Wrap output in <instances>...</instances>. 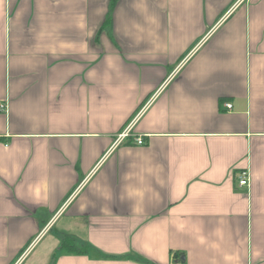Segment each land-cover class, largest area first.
I'll return each instance as SVG.
<instances>
[{
    "label": "crops",
    "instance_id": "0c3cea01",
    "mask_svg": "<svg viewBox=\"0 0 264 264\" xmlns=\"http://www.w3.org/2000/svg\"><path fill=\"white\" fill-rule=\"evenodd\" d=\"M0 101V264H264V0H0Z\"/></svg>",
    "mask_w": 264,
    "mask_h": 264
},
{
    "label": "built area",
    "instance_id": "2783aa9c",
    "mask_svg": "<svg viewBox=\"0 0 264 264\" xmlns=\"http://www.w3.org/2000/svg\"><path fill=\"white\" fill-rule=\"evenodd\" d=\"M225 106L226 107H230V103H225ZM5 108V105L4 103H2L0 101V109H4ZM131 124H132V121L126 126L124 127L118 134H117V138L114 142V144H118L120 141H122L126 136H129L131 133H130V130H131ZM134 141L138 144H141L143 143V138L141 136H137L134 138ZM249 180H250V176H249V173H248V170L245 169L243 170L239 176H238V184L240 186H248V183H249Z\"/></svg>",
    "mask_w": 264,
    "mask_h": 264
},
{
    "label": "trees",
    "instance_id": "16d2710c",
    "mask_svg": "<svg viewBox=\"0 0 264 264\" xmlns=\"http://www.w3.org/2000/svg\"><path fill=\"white\" fill-rule=\"evenodd\" d=\"M89 248L87 242L77 243L74 236L67 232H61L59 235V250L61 252H82ZM179 259L176 253L174 254Z\"/></svg>",
    "mask_w": 264,
    "mask_h": 264
},
{
    "label": "rangeland",
    "instance_id": "374dc122",
    "mask_svg": "<svg viewBox=\"0 0 264 264\" xmlns=\"http://www.w3.org/2000/svg\"><path fill=\"white\" fill-rule=\"evenodd\" d=\"M51 232L53 233V230H52ZM42 237H43V236H41V239H39V240L35 243V245L32 247L31 250H33V251L31 252V254H30V256L28 257L27 260H29V258H30L31 256H34V254H35V253L41 248L43 242L46 241L47 236L44 237L43 239H42ZM40 240H41V241H40Z\"/></svg>",
    "mask_w": 264,
    "mask_h": 264
}]
</instances>
